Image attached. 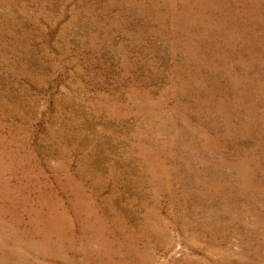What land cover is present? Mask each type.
Instances as JSON below:
<instances>
[{"label": "rangeland", "instance_id": "1", "mask_svg": "<svg viewBox=\"0 0 264 264\" xmlns=\"http://www.w3.org/2000/svg\"><path fill=\"white\" fill-rule=\"evenodd\" d=\"M0 264H264V0H0Z\"/></svg>", "mask_w": 264, "mask_h": 264}, {"label": "bare ground", "instance_id": "2", "mask_svg": "<svg viewBox=\"0 0 264 264\" xmlns=\"http://www.w3.org/2000/svg\"><path fill=\"white\" fill-rule=\"evenodd\" d=\"M194 44V43H193ZM42 195V194H41ZM85 215V214H84ZM20 250V249H19ZM179 251V250H178Z\"/></svg>", "mask_w": 264, "mask_h": 264}]
</instances>
